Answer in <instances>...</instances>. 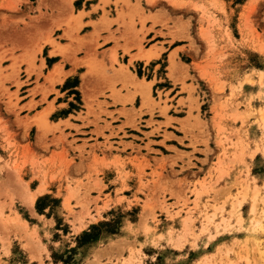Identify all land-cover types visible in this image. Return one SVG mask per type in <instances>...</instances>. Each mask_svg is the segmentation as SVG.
Instances as JSON below:
<instances>
[{
	"label": "rangeland",
	"instance_id": "1",
	"mask_svg": "<svg viewBox=\"0 0 264 264\" xmlns=\"http://www.w3.org/2000/svg\"><path fill=\"white\" fill-rule=\"evenodd\" d=\"M132 1L105 2L119 12L120 4L142 11V1L154 0ZM165 1L201 10L197 19L188 12L162 23L171 37H185L170 44H185L178 55L151 60L156 51L140 45L141 53L113 56L106 67L64 52L63 70L48 53L62 54L58 40L76 38L67 31H79V14L58 5L51 9L61 18L50 23L46 0H0V264H117L128 254L127 264H264V0H210L205 25L195 0ZM57 89L68 105L37 112ZM107 100L118 105L116 117ZM82 105H94L93 122L109 128L97 133L101 157L60 119L74 110L79 118ZM167 130L183 131L189 145L178 144L192 151L165 155ZM138 158V172L123 168ZM110 164L119 181L103 182ZM189 169L190 179L175 175ZM36 177L40 191L45 178L65 180L67 196L35 197Z\"/></svg>",
	"mask_w": 264,
	"mask_h": 264
},
{
	"label": "crops",
	"instance_id": "2",
	"mask_svg": "<svg viewBox=\"0 0 264 264\" xmlns=\"http://www.w3.org/2000/svg\"><path fill=\"white\" fill-rule=\"evenodd\" d=\"M47 3L51 6L49 9H46V13L49 15L50 19H48V22L58 21L61 16L59 13L55 11V6L60 5L61 9L62 6H65V9L67 12H72L73 15L79 14V16H76L75 21L78 23L80 22L79 31L77 33L71 32V28L68 29L67 33L70 36H76L75 39L69 40L67 37H64V39H59L58 43L62 45L60 49L63 50V53L61 54L58 51L53 52L52 54L48 53V56L51 55H58L57 61H55L53 64L62 65V69L66 70L67 66L66 63L68 61H65L62 57L64 52L74 54V57H82L85 60V63L87 64H97V65H104L106 67H109L110 63L114 65L113 56L117 60H119V57L121 55H130V54H136L141 53L142 50L139 49L140 45L143 46V49H154L156 51V55L151 58V60H154L162 55L163 52H167V60L170 54L173 52H176L178 55L179 52H182L183 49L186 48L184 43H177L174 46H170V44L176 42V40L185 39V37H171L167 31L163 28L164 26L162 23L171 22L173 18H176L178 16L184 17L188 12H191L192 16H194L195 19L199 18L201 10H195L194 7L191 5L192 10H183L179 9L177 6L168 5L165 0H154L152 3H146L145 1H142L141 7L142 11L138 8V6L134 4H120L118 6L117 12L114 8V6L111 5L109 2H105L106 0H71L70 3H63V0H46ZM113 1V0H110ZM131 3H134L132 0H130ZM195 3L197 7L204 9V15L201 18L202 24H207L208 21H210V15L207 14L208 11H210V0H195ZM72 10V11H71ZM62 11V10H61ZM62 12H60L61 14ZM169 17V18H168ZM143 19L144 24L141 25V20ZM203 25V26H204ZM84 28V29H83ZM55 30V27H53ZM70 36V37H71ZM71 37V38H72ZM198 39V38H197ZM200 40V39H198ZM47 45V43L43 44ZM203 48L204 45L202 44ZM146 51V50H145ZM143 52V54L145 53ZM45 63V58H43ZM140 60L138 58H134L132 60V63ZM82 64H79V66ZM77 66H72V70H75ZM85 69L87 66H83ZM71 72V71H70ZM69 72V73H70ZM56 83L53 85V88H55ZM117 86V85H116ZM47 87V83H46ZM49 87V86H48ZM56 89V88H55ZM58 94L52 95L50 91L47 96L45 97V100H42L40 103V107L37 110L44 111V109L50 105H52L51 110L48 109L47 114L48 116L50 113H52L55 110L61 109L66 107L68 104L66 101L59 102V95H61V92L59 89ZM54 95V97H53ZM39 96V95H38ZM35 97L33 99L39 100V98ZM53 97V98H52ZM109 105L105 107L107 111H111V118L117 116L116 109L118 108V105H115L110 100H107ZM94 108V111H96L95 106H92ZM50 108V107H49ZM89 111L87 106L82 105V108H80V117L76 118V113L78 111L74 110L72 112H68L66 115H61L60 119L66 120L71 123L77 125V130L75 132L77 133H83L82 135H78L75 138L79 139L80 141L84 140V148L87 150V148L90 147V145L95 144L94 147V153H96L97 157H101V152L97 150V148H100V146H97L96 143L102 142L97 133L101 130L103 133H106L109 128L105 126L103 121H96V124L94 121V114ZM94 112V113H95ZM107 115V114H106ZM103 115L99 114L100 120ZM72 117L78 119L75 120ZM110 117L106 116L104 117L106 122H109L110 124H113V120ZM70 128V127H69ZM103 128V129H102ZM113 131H116L114 128ZM168 132L170 130H167ZM172 134L168 136L167 138H162L163 140V146L166 148L167 153L165 155H178V150L181 152H190L191 147L181 148L179 144L189 145L187 139V136L183 135L182 133H174L173 131H170ZM69 133H74V128H70ZM119 134V133H118ZM174 140V141H172ZM82 143V142H81ZM179 143V144H178ZM151 147V145H150ZM102 149V148H101ZM131 149L126 148L125 152H129ZM136 150L130 151L131 154L135 153ZM115 152L110 151V154H114ZM140 155H146V158L149 162V164H153V157L151 154L144 152L142 149L139 150ZM124 153H120L122 156ZM139 155V156H140ZM181 155V160L176 159L175 164L178 166L185 165L186 162V155L179 153ZM190 154H188L189 156ZM200 158H203L200 156ZM108 161H111L113 158H111L110 155L106 157ZM193 161V160H192ZM89 163L90 168L92 169V166H95L97 162L93 160L91 155L89 156L88 160L86 161ZM181 162V164H180ZM144 162H141L140 158H138L133 163H126L124 165V169L129 171L130 173L138 172V166L142 165ZM194 163V162H193ZM100 166L98 164L96 167ZM150 167V166H149ZM103 169V167H102ZM107 170L108 172H111L110 176L105 177L104 175L101 177L103 179V182L106 181H119L118 175L113 170L112 164L107 167V169H103L104 171ZM147 168H144V172H148ZM194 170L189 169L186 171H183L182 173L175 174L177 178L185 177V180L190 179L192 177V172ZM49 173V172H48ZM137 175V174H136ZM128 178L133 179L131 176H128ZM37 182L32 188L35 192V197L40 195L41 193H44V191H51L53 194H56L57 191L59 192V196L63 199L67 196L68 192L65 189L66 182L63 180L62 182H55V181H49L48 178H45V182L47 185L45 186V189L40 191L38 187L41 184V181L39 178H37ZM132 181H137V177H134ZM52 182V183H51ZM127 185L130 184V181H126ZM118 184H114V187L112 188L114 191ZM53 186V189H50V187ZM37 189L40 191L38 192ZM103 193V192H102ZM112 196V191L109 192ZM32 195V196H30ZM121 195L126 197V194H124V191H121ZM120 196V195H118ZM30 201H33L34 195L33 193L29 194ZM30 215L34 216L37 221L41 222L44 219H47L44 217L43 214H36L35 211H29ZM39 216H43V218H39ZM53 219V218H52ZM48 220V219H47ZM50 223V222H49ZM48 223V224H49ZM36 226L38 228V223H36ZM130 254H128L129 256ZM126 256V259L127 257ZM132 259V258H131ZM128 262L125 261V263L118 262L117 264H127ZM50 264H57L53 261ZM58 264H61L58 263Z\"/></svg>",
	"mask_w": 264,
	"mask_h": 264
},
{
	"label": "bare ground",
	"instance_id": "3",
	"mask_svg": "<svg viewBox=\"0 0 264 264\" xmlns=\"http://www.w3.org/2000/svg\"><path fill=\"white\" fill-rule=\"evenodd\" d=\"M146 54H149L148 53V51H145V53H144V55H146ZM259 75H260V78H262V77H264V70H259ZM42 115H44V114H42ZM43 119V118H42ZM208 220H212V218H210V217H208ZM185 222V221H184ZM183 222V223H184ZM131 256L129 255L128 257H127V259H126V262H129L130 260H131ZM139 264V263H138Z\"/></svg>",
	"mask_w": 264,
	"mask_h": 264
}]
</instances>
